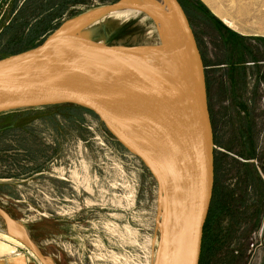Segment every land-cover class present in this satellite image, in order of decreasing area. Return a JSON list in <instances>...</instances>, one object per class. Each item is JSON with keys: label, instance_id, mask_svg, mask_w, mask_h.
Segmentation results:
<instances>
[{"label": "rangeland", "instance_id": "rangeland-1", "mask_svg": "<svg viewBox=\"0 0 264 264\" xmlns=\"http://www.w3.org/2000/svg\"><path fill=\"white\" fill-rule=\"evenodd\" d=\"M9 1L0 0V50L20 44L28 29L49 14L57 16L61 0L51 6L40 0L41 8L24 30H18L23 22L15 21L4 32L12 21L5 15ZM28 1L18 0L19 7ZM118 1L68 3L51 24L57 27L41 41L68 21L94 15L77 33L107 46L159 51L158 23L141 9L146 0H125L122 7L138 14L98 13ZM181 1L205 66L214 153H239L228 152L229 166L218 171L221 188L235 195L218 220L226 242L212 264H248L264 222V0ZM13 119L0 125V210L42 255L53 264H165L157 183L97 117L48 106L21 110ZM9 228L0 213V229L8 234ZM170 251L171 243L166 260Z\"/></svg>", "mask_w": 264, "mask_h": 264}, {"label": "water", "instance_id": "water-1", "mask_svg": "<svg viewBox=\"0 0 264 264\" xmlns=\"http://www.w3.org/2000/svg\"><path fill=\"white\" fill-rule=\"evenodd\" d=\"M168 1L177 16L196 70L195 85L189 87L188 92L150 74L138 72L117 78L101 72L99 76L105 85L98 91L90 87L91 73L84 69L68 70L63 66L59 79L28 73L29 63L41 58L49 50L58 49L55 42L60 35L67 36L77 44H89L91 50L99 55H117L119 50L123 53L138 50L146 54L142 48L107 46L75 31L63 33L62 26L37 47L0 59V114L72 105L95 115L111 137L137 158L155 179L163 208L159 225L162 244L164 226L172 205L167 197L172 195L181 209L177 219L183 223L182 232L169 264H200L204 226L215 181L214 132L205 66L192 25L180 2ZM124 4L125 0H120L98 12L108 13ZM78 76H82V85L66 81ZM142 115L147 120L143 121ZM189 121L195 123L196 131L189 132ZM0 213L9 223L13 222L3 211L0 210ZM24 236L26 240L17 239L37 259L53 264L39 252L26 234Z\"/></svg>", "mask_w": 264, "mask_h": 264}, {"label": "bare ground", "instance_id": "bare-ground-1", "mask_svg": "<svg viewBox=\"0 0 264 264\" xmlns=\"http://www.w3.org/2000/svg\"><path fill=\"white\" fill-rule=\"evenodd\" d=\"M141 9L149 13L158 23V30L162 40L159 51L144 54L138 50H127L124 53L119 50L117 55L110 53L99 55L91 50L89 44L85 42L77 44L67 36L60 35L55 42V45H58V49L49 50L41 58L29 63L27 72L34 76L59 79L63 73L61 72V67L63 66L68 70L84 69L86 72L91 73L90 81L92 85L90 87L94 91L102 89L105 85V81L99 76L101 72L108 73L111 78L131 76L138 72L150 74L164 83L174 85L188 92V88L195 85L196 70L181 26L171 4L168 0H146ZM131 12H137L138 14L140 10L120 6L111 11V13L119 16H127ZM93 17L94 15L83 16L79 19L68 21L62 27V32H77L81 25L93 20ZM225 22L227 21L225 20ZM66 81L71 84L82 85L83 80L82 76H78L68 78ZM141 119L143 121L147 120L143 115ZM187 121L188 119H186ZM187 127L189 132H192V130L196 131L195 123L192 121L187 123ZM167 198L170 204L174 205L170 206L171 212L163 231L161 256L165 264H169L173 260L177 240L183 227L182 221L179 222L177 219L181 215L179 205L174 201L172 195ZM11 225L17 232L16 234L12 233L13 228H11ZM9 226V235L0 233L1 237L16 243H18L17 240L19 239L26 240L23 234L24 229L21 226H16L15 222L9 223ZM10 235H13L15 239ZM169 243H171L170 258L166 260L165 253ZM0 245L5 247L2 243Z\"/></svg>", "mask_w": 264, "mask_h": 264}, {"label": "trees", "instance_id": "trees-1", "mask_svg": "<svg viewBox=\"0 0 264 264\" xmlns=\"http://www.w3.org/2000/svg\"><path fill=\"white\" fill-rule=\"evenodd\" d=\"M76 1L77 0H61L59 2L60 11L57 13V16L49 14L44 19H42L40 22L33 25V27L29 28L26 35H24L23 41H21L20 44L12 45L11 47L0 50V59L22 53L24 51L33 49L37 47L38 45H40L42 43L41 38L45 36L48 32L54 30L57 27L56 26L57 24L54 26L51 25L54 19L61 17L68 3H75ZM178 1L184 8L183 2L181 0H178ZM28 2H30L31 4ZM28 2H25L21 7H19L18 0L9 1V8L8 10H6L7 14L5 15L8 18H11L12 21L10 22L8 26L5 27L4 32H9L10 25L15 24V21L23 22L20 24V27L18 30L19 31L24 30L26 26L25 22L27 21V19L31 18L41 8L40 0H30ZM53 2L54 0H48L49 6H51ZM207 92H208V89H207ZM62 106L74 108L78 111L86 112L88 114L93 115L92 113H90L89 111L85 109L78 108L72 105H62ZM19 112H21V110L0 114V125L8 126L12 124L13 122H15L13 117H15ZM228 152H231L230 149L228 150ZM228 152L218 153L217 155H215V158H214L215 181H214L213 195H212V200L210 204V209H209L208 217H207V220L204 226L200 264H212L216 262L215 259L217 258V255L221 252L226 242V240L222 239L220 234L218 233L219 232V221L218 220L221 217H223L224 214L228 212L229 202L232 203L235 193H233V190H226V189L221 188L218 171H220L222 165L229 164L227 161L229 157ZM241 165L242 167L240 171L243 168H245L244 172H246V164H241ZM253 174L255 175V178L260 179V181L258 182L262 184L261 176H257L256 175L257 173L255 172ZM248 178H252L251 175L248 176ZM208 234L210 236V239L209 238L207 239Z\"/></svg>", "mask_w": 264, "mask_h": 264}, {"label": "crops", "instance_id": "crops-1", "mask_svg": "<svg viewBox=\"0 0 264 264\" xmlns=\"http://www.w3.org/2000/svg\"><path fill=\"white\" fill-rule=\"evenodd\" d=\"M253 128L254 126L252 125L253 137L256 138L255 128L254 129ZM263 221H264V217H263ZM0 232L3 231L0 229ZM258 235L260 240L248 264H264V222L262 223L259 229ZM0 242L5 246L3 247L0 245V264H46L45 262L40 261L36 257H33L31 253H29L27 250L22 248L20 246V245L23 246L21 242H18L19 244L18 245L15 244L16 242L15 243L8 242L1 238H0ZM4 250H6L7 252H5Z\"/></svg>", "mask_w": 264, "mask_h": 264}, {"label": "flooded vegetation", "instance_id": "flooded-vegetation-1", "mask_svg": "<svg viewBox=\"0 0 264 264\" xmlns=\"http://www.w3.org/2000/svg\"><path fill=\"white\" fill-rule=\"evenodd\" d=\"M250 135H251V136H250V140L253 141V139H254L253 134H250ZM232 151H233V154H234V155H239V153H237L236 150L232 149ZM232 151H231V153H232ZM235 157L238 158L237 156H235ZM259 158H260V154L258 153L256 159H259Z\"/></svg>", "mask_w": 264, "mask_h": 264}]
</instances>
